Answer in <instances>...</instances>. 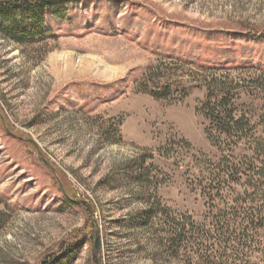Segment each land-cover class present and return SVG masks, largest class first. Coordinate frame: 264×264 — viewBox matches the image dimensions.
Segmentation results:
<instances>
[{"label": "rangeland", "instance_id": "1", "mask_svg": "<svg viewBox=\"0 0 264 264\" xmlns=\"http://www.w3.org/2000/svg\"><path fill=\"white\" fill-rule=\"evenodd\" d=\"M80 2L0 34V264H264V0Z\"/></svg>", "mask_w": 264, "mask_h": 264}, {"label": "trees", "instance_id": "2", "mask_svg": "<svg viewBox=\"0 0 264 264\" xmlns=\"http://www.w3.org/2000/svg\"><path fill=\"white\" fill-rule=\"evenodd\" d=\"M80 0H0V34L9 37L17 43H38L48 37H52V28L47 26L45 16L56 17L65 20L70 15V6L80 4ZM197 62H199L197 60ZM203 67L216 68L212 65L199 62ZM159 67H149L146 74L140 79L139 87L144 93H149L157 99L173 97V90L169 84H162L157 79ZM210 86V85H209ZM211 87H209L210 90ZM212 91V89H211ZM209 101L213 98V93L209 92ZM182 97L189 96V90H181ZM230 103V98L222 99ZM214 114V111H213ZM217 116V124L225 133H232L241 129L242 119H236L233 112H227L226 117L220 113ZM225 120V121H224ZM164 213V211H163ZM156 209L151 208L143 213V219L155 216ZM167 215V212L164 213ZM186 226L182 227L179 236H184ZM84 240L78 244L69 246L65 252V257L72 256L75 246L81 245ZM175 241V240H174ZM182 241V240H181ZM182 243V242H181ZM44 264H57L56 261H45Z\"/></svg>", "mask_w": 264, "mask_h": 264}]
</instances>
